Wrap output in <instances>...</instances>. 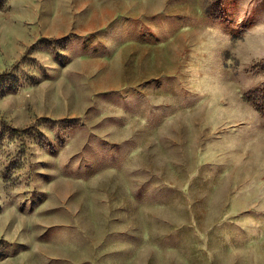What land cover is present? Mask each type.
<instances>
[{"label": "rangeland", "instance_id": "374dc122", "mask_svg": "<svg viewBox=\"0 0 264 264\" xmlns=\"http://www.w3.org/2000/svg\"><path fill=\"white\" fill-rule=\"evenodd\" d=\"M262 64L264 0H0V264H264Z\"/></svg>", "mask_w": 264, "mask_h": 264}, {"label": "trees", "instance_id": "16d2710c", "mask_svg": "<svg viewBox=\"0 0 264 264\" xmlns=\"http://www.w3.org/2000/svg\"><path fill=\"white\" fill-rule=\"evenodd\" d=\"M262 67H264V64H262ZM248 99L253 101V99H251V97H248ZM253 102H254V101H253ZM257 108H258V109H262V108H264V107H262V106H260V105H257ZM14 130H15V131H23V129H14Z\"/></svg>", "mask_w": 264, "mask_h": 264}]
</instances>
